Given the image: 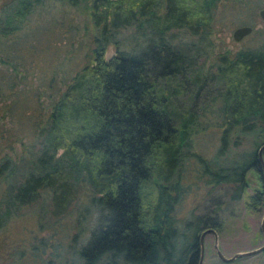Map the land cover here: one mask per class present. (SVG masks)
I'll return each instance as SVG.
<instances>
[{
	"label": "trees",
	"instance_id": "obj_1",
	"mask_svg": "<svg viewBox=\"0 0 264 264\" xmlns=\"http://www.w3.org/2000/svg\"><path fill=\"white\" fill-rule=\"evenodd\" d=\"M221 1L4 0L0 5V43L54 3L84 16L90 41L84 64L64 80L53 76L48 82L49 111L35 125L27 158H0V182L9 179L0 227L39 200L47 202L54 221L51 256H42L40 241L39 264H197L201 231L217 230L220 221L195 215L181 226L173 215L180 192L174 176L198 119L208 112L218 115L222 127L216 158L241 138L253 144L241 163L206 166L209 182L232 185L230 198L236 200L248 188L245 173H261L264 40L218 53L205 68V42ZM110 44L115 53L107 58ZM8 85L15 87L11 80ZM251 198L257 207L264 192ZM79 199L80 206L72 208ZM220 208L221 203L215 215ZM73 212L69 225L64 219Z\"/></svg>",
	"mask_w": 264,
	"mask_h": 264
},
{
	"label": "rangeland",
	"instance_id": "obj_2",
	"mask_svg": "<svg viewBox=\"0 0 264 264\" xmlns=\"http://www.w3.org/2000/svg\"><path fill=\"white\" fill-rule=\"evenodd\" d=\"M3 2L0 0V5ZM263 7L264 0H224L219 3L213 31L205 42V51L208 52L204 58L205 68L210 69L218 53L252 48L264 40V20L258 13ZM84 22V16L76 10L61 4H49L32 15L23 30L0 43V47L6 48L0 52L4 60L0 61V132L4 131L0 135V158L7 155L16 162L27 158L36 136L35 125L49 111L51 89L48 82L53 76L59 81L64 80L86 60L90 41ZM243 25H251L252 31L234 40L233 30ZM114 53L115 47L110 44L105 56L108 58ZM9 80L15 83V87H9ZM198 124L199 128L189 139L188 150L182 154L174 176L180 192L173 215L181 226L195 215L217 217L220 221L219 228L214 229L217 240L212 233L204 237L201 264H264V250L224 262L214 247L217 243L221 252L230 257L264 244L261 231L264 200L253 207L250 199L252 193L264 192L262 168L261 173L253 170L245 173L248 188L236 200L230 198L232 185L210 183L209 174L204 170L206 166L212 168L214 163L230 166L246 160L253 149L252 140L241 138L227 155L216 158L222 128L220 118L216 113L208 112L198 119ZM261 159L264 164V151ZM8 181L3 179L0 182V212ZM80 203L81 199L75 201L72 208ZM220 203L221 208L215 215L214 210ZM75 218L73 212L64 220L72 225ZM54 226L47 202L39 200L20 208L0 227V264H39L37 255L43 250L39 247L40 241L45 243L42 256L47 259L57 237Z\"/></svg>",
	"mask_w": 264,
	"mask_h": 264
},
{
	"label": "water",
	"instance_id": "obj_3",
	"mask_svg": "<svg viewBox=\"0 0 264 264\" xmlns=\"http://www.w3.org/2000/svg\"><path fill=\"white\" fill-rule=\"evenodd\" d=\"M258 13H259V16L264 20V7L260 8ZM251 31H252V26L251 25L239 26V27H237V28H235L233 30L232 37H233L234 40L237 41L240 38H242L243 36L249 34ZM262 151H264V144H262L259 147L258 152H257L258 156H259V159H260V162H261L262 174H263V178H264V164H263V161L261 159ZM261 231L264 234V216H263L262 221H261ZM208 233H212L214 235V237H215V240H217L216 239L217 238V234H216V231L213 228H206V229L201 231V233L199 235L200 256H199V261H198L197 264H201L202 263V260H203V241H204L205 235L208 234ZM214 247H215V250H216V253H217L218 257L224 262L232 261L233 259H235L237 257L251 255V254H254V253H257V252H260V251L264 250V244H263V245L255 248V249L242 251V252H237V253L233 254L232 256L227 257L218 248L217 243H215Z\"/></svg>",
	"mask_w": 264,
	"mask_h": 264
}]
</instances>
